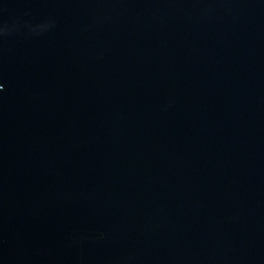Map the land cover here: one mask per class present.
Here are the masks:
<instances>
[{
  "label": "water",
  "instance_id": "obj_1",
  "mask_svg": "<svg viewBox=\"0 0 264 264\" xmlns=\"http://www.w3.org/2000/svg\"><path fill=\"white\" fill-rule=\"evenodd\" d=\"M0 264H264V0H0Z\"/></svg>",
  "mask_w": 264,
  "mask_h": 264
}]
</instances>
